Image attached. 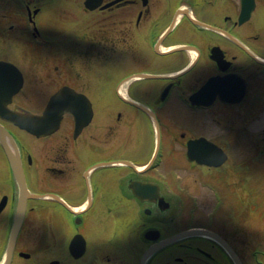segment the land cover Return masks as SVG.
Here are the masks:
<instances>
[{"label": "flooded vegetation", "instance_id": "af4514ba", "mask_svg": "<svg viewBox=\"0 0 264 264\" xmlns=\"http://www.w3.org/2000/svg\"><path fill=\"white\" fill-rule=\"evenodd\" d=\"M63 25L86 28L83 38L94 54L84 59L109 67L86 91L56 80L59 86L41 103L45 92L34 94L28 77H49L60 69L49 64L71 59L38 52L59 45L64 35L52 27ZM143 74L149 76L138 77ZM262 77L264 0H0V125L13 137L8 148L15 152L18 145L32 195L17 216L22 187L0 140V264L9 251V264H236L226 246L204 235L180 238L144 258L192 228L217 234L247 264L240 234L218 220L200 224L198 214L169 198L181 190L182 167L212 178L214 167L166 160L186 158L191 140L213 141L199 131L225 128L231 112L257 110ZM125 79L129 100L119 95ZM65 86L87 98L64 94L53 110L61 116L55 131L40 134L45 125L34 122L27 132L11 119L12 112L43 115ZM222 96L243 99L229 103ZM158 139L161 161L151 165ZM166 148L179 152L166 156Z\"/></svg>", "mask_w": 264, "mask_h": 264}, {"label": "rangeland", "instance_id": "374dc122", "mask_svg": "<svg viewBox=\"0 0 264 264\" xmlns=\"http://www.w3.org/2000/svg\"><path fill=\"white\" fill-rule=\"evenodd\" d=\"M70 5L71 2H69ZM52 29L54 32L60 30L64 38L58 42L59 45L53 47V50L43 46L39 47L38 52L50 54L53 51L52 54H58L53 59H58L59 54H70L68 57L72 60L62 61L59 59L52 65L49 64L52 68L56 65L60 66L59 71L49 77L43 76V72L37 73V77H33V79L28 77L31 81L35 80V84L31 83V90L34 94L39 96L41 93L38 92L41 90L45 92L41 103L47 101L50 94L49 89L55 90L59 84L62 85L64 82L86 91L89 85L95 86L97 85L96 81L104 80L105 70L109 67L108 61L101 62L103 66L100 68L97 66V62L88 64L87 59H84L82 54H94L93 48L87 47L91 42H87L83 38L86 28L79 25L77 27L63 25V27H52ZM64 32L66 33L64 34ZM91 44L93 45V43ZM89 48L90 51H88ZM109 53L110 51L105 52V54ZM38 70L43 69L39 68ZM262 79L255 94L261 103L257 110H246L245 115L235 110L230 113L229 119L225 122V128L213 126L214 130L199 131L212 135L215 141L217 140L228 147L229 161L225 167L218 170L221 174L213 177L215 180H211L208 177L203 178L199 171L182 167V170H178L177 174L181 179L176 178L179 179L180 191L183 192L182 206L189 204L188 212L198 214L197 221L200 224L204 223L206 218L215 217L231 233L240 234L243 237L239 240L242 245H246L247 264L254 262L253 254L255 252L258 254V261H261L260 264H264V77ZM56 80L59 81V84ZM26 94L30 95V93ZM225 133L228 135H223ZM145 143L148 144L147 141ZM174 143L175 141L171 143L172 148L175 147ZM135 146L132 147V152H136ZM165 151L166 156L176 152L174 150L167 152V148ZM178 152L176 153L178 154ZM183 160L184 157L179 153L174 158L167 157L166 164L170 165V162L174 161L175 164L182 165L181 161ZM174 174L175 172L169 173L172 177ZM236 198L241 201L245 200L242 211L244 210L246 214L238 211V214L242 216H236L235 211L238 208ZM182 206L176 201V207L181 208ZM242 247L244 249V246Z\"/></svg>", "mask_w": 264, "mask_h": 264}, {"label": "water", "instance_id": "95a60500", "mask_svg": "<svg viewBox=\"0 0 264 264\" xmlns=\"http://www.w3.org/2000/svg\"><path fill=\"white\" fill-rule=\"evenodd\" d=\"M205 89H207V86ZM71 92H70V94L73 95L76 99L77 98L83 99L82 96L75 94V92H72V93ZM65 93H69V90H67V89L61 90L58 94V97L59 96L63 97V95ZM60 103H61L60 99L54 100L51 103L52 106L50 105L51 108L49 107L50 110L47 109L44 116H42V117H32L31 118V117H25V116H20V115H12L11 118H12V120H13V118H15V120H16L15 123L17 125H19L20 127L28 126L31 122H37L39 124L45 125V129H47L46 131H51L52 129H55L57 127V125L60 123V120H61L60 115L55 116L53 113V110H55L54 108H56V106L59 105ZM62 110H63V108L59 109V111H62ZM48 123H52V125H48ZM49 126H51V128ZM8 136H9V134L5 131V129L3 127L0 126V140L4 144V146L7 150V153L9 155L10 160H11L12 166L16 172L17 178H18V180L21 184V187H22V197H21L20 206H19L17 216H24V209H25L26 198L28 197V193H27V189L25 186V181H24V177L22 174L20 161L18 160V158L15 155L12 154V152H10V150L7 146L6 137H8ZM202 141L203 140L200 139V140L191 141L189 143L188 156L190 159H197L202 164L205 163V164L214 165V166H219L226 161L227 155L222 149L218 148L215 144H213L211 142L205 141V143H203L204 141L203 142ZM229 251L232 254V256L234 257V259L237 261V257L235 255V253L233 252V250L231 248H229ZM10 254L11 253L9 251V255H8L6 264H9Z\"/></svg>", "mask_w": 264, "mask_h": 264}, {"label": "bare ground", "instance_id": "6f19581e", "mask_svg": "<svg viewBox=\"0 0 264 264\" xmlns=\"http://www.w3.org/2000/svg\"><path fill=\"white\" fill-rule=\"evenodd\" d=\"M125 96V95H124Z\"/></svg>", "mask_w": 264, "mask_h": 264}]
</instances>
